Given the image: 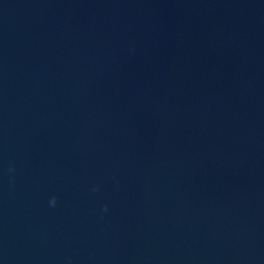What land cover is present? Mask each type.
Returning a JSON list of instances; mask_svg holds the SVG:
<instances>
[{"label":"water","instance_id":"obj_1","mask_svg":"<svg viewBox=\"0 0 264 264\" xmlns=\"http://www.w3.org/2000/svg\"><path fill=\"white\" fill-rule=\"evenodd\" d=\"M0 264H264V0H0Z\"/></svg>","mask_w":264,"mask_h":264},{"label":"clouds","instance_id":"obj_2","mask_svg":"<svg viewBox=\"0 0 264 264\" xmlns=\"http://www.w3.org/2000/svg\"><path fill=\"white\" fill-rule=\"evenodd\" d=\"M50 205L54 206L56 203V198L52 197L51 200L49 201Z\"/></svg>","mask_w":264,"mask_h":264}]
</instances>
